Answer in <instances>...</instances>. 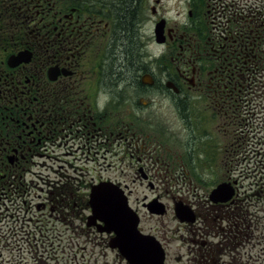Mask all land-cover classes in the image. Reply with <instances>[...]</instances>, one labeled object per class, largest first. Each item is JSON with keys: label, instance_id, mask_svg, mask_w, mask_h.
<instances>
[{"label": "flooded vegetation", "instance_id": "af4514ba", "mask_svg": "<svg viewBox=\"0 0 264 264\" xmlns=\"http://www.w3.org/2000/svg\"><path fill=\"white\" fill-rule=\"evenodd\" d=\"M127 5L135 7L133 60L122 42L119 11ZM209 7V0H0V192L30 196V209L48 220L84 225L89 189L112 182L167 258L179 233L180 264L263 259L264 194L250 211L254 194L243 185L260 167L244 170L242 130L249 109L264 107L262 49L215 32ZM130 68V82L119 81ZM158 98L176 105V131L147 117ZM222 183L233 197L211 201ZM155 199L162 214L147 207ZM181 204L193 222L177 218Z\"/></svg>", "mask_w": 264, "mask_h": 264}, {"label": "rangeland", "instance_id": "374dc122", "mask_svg": "<svg viewBox=\"0 0 264 264\" xmlns=\"http://www.w3.org/2000/svg\"><path fill=\"white\" fill-rule=\"evenodd\" d=\"M154 100L159 102L161 106L156 104L157 102L152 103L149 109L151 112H147V117L156 118V123L167 125L169 129L176 131L175 124L178 123L175 120L177 116L176 105L163 98ZM160 107L162 108L161 113L159 111ZM189 110L190 112L193 110V117L195 118L197 111L193 106ZM194 123L196 124V122ZM195 132L196 135L199 134L198 130ZM200 133L203 134L202 131ZM67 170L72 172V168ZM104 176L109 175L104 174ZM215 178L218 179L219 176ZM137 186L140 192H146L149 197L152 196L146 189V185L137 184ZM246 204L250 211H255V206L259 204L257 194L252 195L250 201ZM82 215H85V213H82ZM150 225L155 227L156 223L153 221ZM176 226V222H171L168 228H176ZM59 229L61 234L56 233L55 238L51 241L0 243V261L2 264H126L118 256L117 251L109 248V238L106 235H100L94 229H82L78 222H74L72 229H65L63 226ZM178 235L179 233L172 234L173 241L169 245L171 254H169L167 264H178L175 257L178 252L183 253V249L177 250L181 245ZM262 260V264H264V257L258 261L253 258L252 262L253 264H260ZM183 262H186V260H183Z\"/></svg>", "mask_w": 264, "mask_h": 264}, {"label": "water", "instance_id": "95a60500", "mask_svg": "<svg viewBox=\"0 0 264 264\" xmlns=\"http://www.w3.org/2000/svg\"><path fill=\"white\" fill-rule=\"evenodd\" d=\"M222 187L215 190L219 193ZM95 219L104 222L101 232L116 234L111 247H118L130 264H163L164 253L154 240L137 231V220L132 216L127 203L113 188L104 185L92 194Z\"/></svg>", "mask_w": 264, "mask_h": 264}, {"label": "trees", "instance_id": "16d2710c", "mask_svg": "<svg viewBox=\"0 0 264 264\" xmlns=\"http://www.w3.org/2000/svg\"><path fill=\"white\" fill-rule=\"evenodd\" d=\"M119 14L122 17L123 21L126 23L125 32H124L123 38H122V42L127 44V45H125V47H127V51L124 53V55L127 56L128 59L132 58V60H133L134 53H133V50L131 49V47L133 46L134 38H133V35H131L129 33L132 30L130 27V20L135 15V7H133V5H127V6L123 7L122 9H120ZM120 28H121V25L119 26V29ZM119 60H121V59H119ZM129 67H127V68H129ZM131 68H130V71H128L127 73H125V75H123L122 77L119 78V81H121L122 83L130 82L131 73H132Z\"/></svg>", "mask_w": 264, "mask_h": 264}]
</instances>
